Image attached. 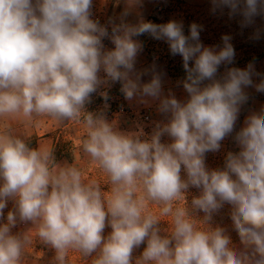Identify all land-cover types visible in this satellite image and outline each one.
I'll list each match as a JSON object with an SVG mask.
<instances>
[{"label": "clouds", "instance_id": "obj_1", "mask_svg": "<svg viewBox=\"0 0 264 264\" xmlns=\"http://www.w3.org/2000/svg\"><path fill=\"white\" fill-rule=\"evenodd\" d=\"M210 2L214 14L240 17L242 28L264 17V0ZM125 4L105 25L92 18L93 0H0V264H26L34 238L53 252L49 264H69L70 251L90 264H264V109L235 131L246 89L264 93V74L254 63L227 67L235 58L231 36L205 46L201 25L190 24L186 35L182 21L129 22L143 0ZM145 34L182 58L186 99L165 94L155 64L137 69ZM116 83L126 100L156 104L164 119L150 134L121 130L104 111L88 110L93 94L107 101L101 89ZM45 116L83 125L80 148L106 174L107 193L58 162L54 149L31 147L9 123ZM234 131L238 151L210 169L206 154L219 152ZM226 204L240 247L213 226ZM20 225L31 227L14 231Z\"/></svg>", "mask_w": 264, "mask_h": 264}, {"label": "rangeland", "instance_id": "obj_2", "mask_svg": "<svg viewBox=\"0 0 264 264\" xmlns=\"http://www.w3.org/2000/svg\"><path fill=\"white\" fill-rule=\"evenodd\" d=\"M107 4L108 3H106V1L100 3L98 0H93L92 18L98 19L101 24L102 21L100 20V18L103 14L104 6L106 8V6H108ZM161 4L164 5L166 8L165 13L163 15L165 18H161L160 20H155L157 21V24L166 23L167 13L171 11H176L177 8H180L181 11H184V16L182 21L187 25L188 28L192 23H197L202 26L203 30L200 33V39L202 43L205 44L214 43L220 46L223 43L221 39L223 35L231 36L232 38L231 43L235 49V58L233 64L228 65L227 67H238L243 69L246 68L249 63H254L256 71L261 74H264V56H263V60L260 61L249 60L248 58L244 57L243 52L245 51L242 48L245 46L244 43H249V42L257 43V41L264 40L263 36H259L258 39L253 38L254 32H252V29H254L255 27L256 29L262 27L264 23L262 19L256 21L253 26L242 28L240 26V17L237 16L230 18L227 14V10H225L223 14L220 13L214 14L211 11L212 6L210 0H159L156 6ZM156 6L155 5L153 6L151 10L152 14H150L148 17L154 14L153 9H155L154 7ZM145 36L146 34L141 37H145ZM155 42L157 44L156 46L155 43H153L152 45L151 40H149V45L151 46L149 51L152 53V55L149 54V56L151 57L158 56L157 57L158 59L155 60L150 66L155 64L157 70L164 74L163 87L165 94H167L170 91L176 96L177 99L180 100L186 99L187 93L184 91V89L175 91V89L172 88V85L174 83L178 84L182 80L176 79L178 81L175 80L172 81V79L170 78V76L172 75L178 78H182V76L185 75L182 66V58L179 55L172 56L169 52V48L166 42L157 41V40H155ZM166 61H168V63L171 64L172 67L168 68V66L164 64L166 63ZM150 66H148L147 68H149ZM219 72L220 74H222L221 70H219ZM148 78L149 77L147 76L144 77L145 80H147ZM253 79L256 82L259 81V77H253ZM112 86L120 87V84L116 83L113 84ZM246 91L248 92L249 99L241 108V112L236 124L235 131H238L244 125V121L246 117L251 112L254 111L259 112L261 109H264V93H258L255 91L254 88H248L246 89ZM95 101L96 98L93 94L91 103L87 105L88 110L96 112V111H101L102 109L103 111H105L104 110L105 108H101V109L95 108L93 106V103ZM123 106H124V111L122 113H116L115 115L107 118L109 121H113V120L116 121L118 127L121 130L136 131L139 128H142L146 134H150L155 122L164 119V117L157 111V107L155 103L143 104L136 100L128 101L124 98ZM107 110L109 112V109ZM70 129L74 134L73 139L70 140L68 137H66L63 140V142L60 143V148H58V146L55 148L54 155L56 157V160L60 163L63 162H67L69 164L72 163L74 166L78 167L87 178L97 180L101 184V186L105 189V192L107 193L110 190V185L107 184L106 174L102 171V169H100L98 164H96L94 161L91 160L90 157L84 154L80 148V142L84 136L83 125L76 123V125L74 127H71ZM235 131L233 132L232 135L227 137L222 142V147L219 152L216 153L209 152L206 154V164L210 169L222 168L226 153L229 151L235 152L236 149H238L234 141ZM163 140L165 142H168V137H164ZM190 193L191 195H197L198 190L191 189ZM191 195L189 196V199H191ZM11 208H12V203L9 202L8 208L5 209V213H7V211ZM150 209L154 212H157L158 206L151 205ZM230 211H231V207L226 204L220 210V212L214 216L213 226H222L226 228L228 234L231 236L233 233V228H232V221L230 219ZM202 215L203 214L201 213V216ZM164 226L167 227V222L165 223ZM29 227L31 226L20 225L18 226L17 229H14V231H24L27 230V228ZM110 231H111L110 228H106L105 235H107ZM143 248L144 245H141L140 248L135 249L133 252V256L136 257L137 255L138 257L143 251ZM27 253H28V258L26 260V264H49V261L53 256V252L48 248L40 245L35 238L33 239V243L27 248ZM68 260H69V264H90L89 260H84L77 252L70 251L68 254Z\"/></svg>", "mask_w": 264, "mask_h": 264}, {"label": "crops", "instance_id": "obj_3", "mask_svg": "<svg viewBox=\"0 0 264 264\" xmlns=\"http://www.w3.org/2000/svg\"><path fill=\"white\" fill-rule=\"evenodd\" d=\"M98 1L100 3H103V1H106V3H108L107 4L108 6H106V8L104 6L103 14L100 18V20L102 21V24H105V25L108 24V21L110 18L116 19L118 21L121 13L123 12L126 6L125 0H98ZM157 2H159V0H143V6L138 9H135V11L130 16L127 17V20L129 22H136V20L141 17L144 20H147L148 16L152 14L151 10L153 6L154 5L156 6ZM183 16H184V11H181L180 8H177L176 11L168 12L166 15V19H167V22L169 20L182 21ZM162 18H165V17L163 16ZM155 23H157V21H155ZM183 25H184V32L187 35L189 32V28L187 27L185 23H183ZM138 39H140L143 42V51L137 57L136 67L138 70H143L145 67L147 68L155 60L158 59L157 58L158 56H155V57L149 56V54L152 55V53L149 51V49L151 48V46L149 45V40H151L152 45L153 43H155V46L157 44L155 40H153L147 34L145 37H139ZM203 44L205 46H218L219 47V45L214 44V43H209V44L203 43ZM164 64H166L168 68L172 67V65L169 64L168 61H166V63ZM225 67L226 66L222 65L219 69L221 70L222 74L225 71ZM184 76H182V78H178L172 75L170 76V78L172 79V81L174 80L178 81L176 79L183 80ZM172 88L175 89V91H179L183 89L182 84L180 83L178 84L174 83L172 85ZM9 123L17 135L23 136L25 139H27L30 142L31 147L51 148V149H54V152L57 146L58 148H60V143L63 142V140L66 137H68L70 140L73 139L74 134L72 133V130L70 128L76 125L74 121H68V122L60 124V123L55 122L52 118L46 117V116L38 118L37 121L31 124L18 122V121H10ZM66 130L68 131V133Z\"/></svg>", "mask_w": 264, "mask_h": 264}, {"label": "built area", "instance_id": "obj_4", "mask_svg": "<svg viewBox=\"0 0 264 264\" xmlns=\"http://www.w3.org/2000/svg\"><path fill=\"white\" fill-rule=\"evenodd\" d=\"M165 10L166 8L162 4L156 6L154 10V14L148 17L147 21H151L154 23L155 20H158L163 17ZM104 44L107 48L113 47L110 41L107 39L104 40ZM105 90L108 92L109 99L105 101L103 97L99 95V93H96L94 94L96 101L93 103V106L97 109L105 108L104 112L107 118L115 115L116 113H122L124 111V106H123L124 95L121 93L120 87L111 86L110 88L107 89L104 88L101 89V91H105ZM107 109H109V112ZM101 111L103 110L101 109Z\"/></svg>", "mask_w": 264, "mask_h": 264}, {"label": "trees", "instance_id": "obj_5", "mask_svg": "<svg viewBox=\"0 0 264 264\" xmlns=\"http://www.w3.org/2000/svg\"><path fill=\"white\" fill-rule=\"evenodd\" d=\"M259 19H262V21L264 22V17H257L256 21H258ZM257 29L255 27L254 29H252V32L255 33ZM258 30L260 31V36L264 37V23H263L262 27L259 28ZM244 45L245 46L242 48L245 51V52H243L245 58H248L249 60H252V61L263 60L264 40L257 41V43H252V42L244 43ZM220 46H222V45H220ZM238 52H240V51H238ZM236 151H238V149H236ZM230 237L232 239L233 245L236 247H240L239 238H238V235L234 229H233V233ZM136 257H137V255H136Z\"/></svg>", "mask_w": 264, "mask_h": 264}]
</instances>
